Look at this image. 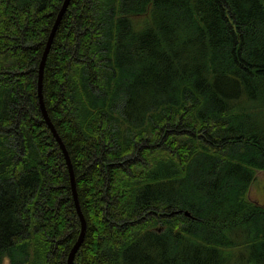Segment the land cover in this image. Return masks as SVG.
I'll return each instance as SVG.
<instances>
[{"label":"trees","instance_id":"obj_1","mask_svg":"<svg viewBox=\"0 0 264 264\" xmlns=\"http://www.w3.org/2000/svg\"><path fill=\"white\" fill-rule=\"evenodd\" d=\"M63 1L0 0V264H66L80 232L37 98ZM42 97L86 222L73 264H264L247 196L264 172V0H70Z\"/></svg>","mask_w":264,"mask_h":264},{"label":"water","instance_id":"obj_2","mask_svg":"<svg viewBox=\"0 0 264 264\" xmlns=\"http://www.w3.org/2000/svg\"><path fill=\"white\" fill-rule=\"evenodd\" d=\"M70 0H64L62 3V6L56 16V19L54 21V24L50 30L49 36L47 38L46 44H45V48L43 50L40 62H39V66H38V74H37V98H38V105H39V109L41 112V115L43 117V120L45 122V124L47 125L48 129L50 130V132L52 133L55 141L57 142L61 153L63 155L67 170H68V174H69V180H70V189H71V194H72V198H73V202H74V206H75V211L80 223V232L78 235L77 240L75 241V243L73 244L72 248L70 249L68 256H67V260H66V264H73L74 262V258L76 253L78 252L84 236H85V230H86V222H85V218L84 215L81 211L79 202H78V198H77V192H76V184H75V179H74V175H73V169H72V165H71V161L70 158L68 156V153L61 141V139L59 138L57 132L55 131L52 123L49 120V117L47 115L44 103H43V97H42V79H43V72H44V67H45V63H46V58H47V54L48 51L50 49V46L52 44L56 29L63 17V15L65 14L67 7L69 5ZM179 212H176V214H178ZM185 216H188V213H184Z\"/></svg>","mask_w":264,"mask_h":264},{"label":"rangeland","instance_id":"obj_3","mask_svg":"<svg viewBox=\"0 0 264 264\" xmlns=\"http://www.w3.org/2000/svg\"><path fill=\"white\" fill-rule=\"evenodd\" d=\"M247 196L252 202L264 207V172L255 173V180L251 184ZM4 264H8V261H5Z\"/></svg>","mask_w":264,"mask_h":264}]
</instances>
